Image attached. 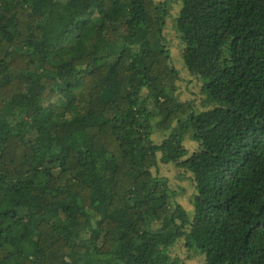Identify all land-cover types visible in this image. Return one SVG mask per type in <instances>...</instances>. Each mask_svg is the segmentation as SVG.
Segmentation results:
<instances>
[{"label": "trees", "instance_id": "trees-1", "mask_svg": "<svg viewBox=\"0 0 264 264\" xmlns=\"http://www.w3.org/2000/svg\"><path fill=\"white\" fill-rule=\"evenodd\" d=\"M176 3L0 0V264H264V0Z\"/></svg>", "mask_w": 264, "mask_h": 264}, {"label": "rangeland", "instance_id": "rangeland-1", "mask_svg": "<svg viewBox=\"0 0 264 264\" xmlns=\"http://www.w3.org/2000/svg\"><path fill=\"white\" fill-rule=\"evenodd\" d=\"M170 2V0H167ZM175 3V0H172V10H171V16L177 15L179 12V6H177V3ZM172 25L171 20L169 21ZM170 26H167V33L168 36L171 38L170 48L172 50V61H174L175 65L181 70L183 76H185V80L179 82V90H178V96L181 100H190L193 96L191 94V90H194V83L191 81H188L189 76H187V72L185 68L183 67V59H182V52H181V45H179V40L176 38L175 31ZM187 148L190 151H194L198 144L195 141L187 140L185 142ZM159 174L162 176H165L168 178L169 184L172 189L177 191L176 200H178L181 204L185 206L187 209H191V194L194 191V188L192 187V182L190 181V177L183 176L181 171L179 169L175 168L173 165L168 164H160L159 168ZM174 255H180L183 259L182 264H203L201 256L197 255L193 258H189V253L187 252V249L184 247H177L175 251L173 252ZM188 255V256H187Z\"/></svg>", "mask_w": 264, "mask_h": 264}]
</instances>
